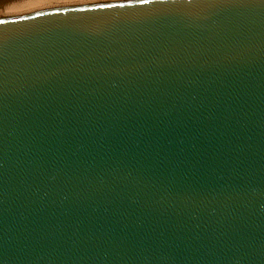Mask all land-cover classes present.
I'll return each instance as SVG.
<instances>
[{
    "label": "water",
    "instance_id": "1",
    "mask_svg": "<svg viewBox=\"0 0 264 264\" xmlns=\"http://www.w3.org/2000/svg\"><path fill=\"white\" fill-rule=\"evenodd\" d=\"M0 20V264H264V3Z\"/></svg>",
    "mask_w": 264,
    "mask_h": 264
},
{
    "label": "bare ground",
    "instance_id": "2",
    "mask_svg": "<svg viewBox=\"0 0 264 264\" xmlns=\"http://www.w3.org/2000/svg\"><path fill=\"white\" fill-rule=\"evenodd\" d=\"M137 0H0V20L20 19L41 13Z\"/></svg>",
    "mask_w": 264,
    "mask_h": 264
},
{
    "label": "snow or ice",
    "instance_id": "3",
    "mask_svg": "<svg viewBox=\"0 0 264 264\" xmlns=\"http://www.w3.org/2000/svg\"><path fill=\"white\" fill-rule=\"evenodd\" d=\"M138 3H150L152 0H137ZM188 3H191V0H187ZM202 2L206 3L208 6H216L217 4H227L230 3L231 0H202ZM262 3H264V0H261ZM94 7L99 8H124V4H97L94 5ZM6 21H0V23H5Z\"/></svg>",
    "mask_w": 264,
    "mask_h": 264
},
{
    "label": "rangeland",
    "instance_id": "4",
    "mask_svg": "<svg viewBox=\"0 0 264 264\" xmlns=\"http://www.w3.org/2000/svg\"><path fill=\"white\" fill-rule=\"evenodd\" d=\"M72 9V8H71Z\"/></svg>",
    "mask_w": 264,
    "mask_h": 264
}]
</instances>
